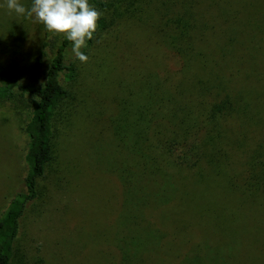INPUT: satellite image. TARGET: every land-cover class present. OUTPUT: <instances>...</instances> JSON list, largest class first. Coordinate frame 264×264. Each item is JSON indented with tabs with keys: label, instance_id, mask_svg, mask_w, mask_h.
Listing matches in <instances>:
<instances>
[{
	"label": "rangeland",
	"instance_id": "rangeland-1",
	"mask_svg": "<svg viewBox=\"0 0 264 264\" xmlns=\"http://www.w3.org/2000/svg\"><path fill=\"white\" fill-rule=\"evenodd\" d=\"M89 2L105 27L86 63L65 51L75 76L59 77L52 160L11 264H264V0ZM45 30L0 6V69L42 86ZM30 117L0 100V219L24 187Z\"/></svg>",
	"mask_w": 264,
	"mask_h": 264
},
{
	"label": "trees",
	"instance_id": "trees-1",
	"mask_svg": "<svg viewBox=\"0 0 264 264\" xmlns=\"http://www.w3.org/2000/svg\"><path fill=\"white\" fill-rule=\"evenodd\" d=\"M98 26L104 28L105 24L99 19ZM52 41L50 33L45 30V41L42 44L41 52L36 58V65L38 67L43 65V59L48 51L54 50V55L45 73L42 86L20 84L16 81L15 74L12 71L0 69V100L19 99L28 102L31 107V117L25 126V133L29 138L25 155L28 171L24 178L23 189L10 199L0 219V264H11L14 240L19 233L21 218L27 206L37 199V180L44 176L46 167L52 160V123L60 104L68 96L67 91L60 84L59 77L63 75L65 80L71 81L75 76L73 64L67 63L65 60V51L71 45V42L62 38L61 43L55 46ZM31 96L33 98H30ZM220 107L216 106L213 113L219 114L226 110V106H223L222 110ZM156 121L157 119L154 122ZM209 122L206 119V124ZM151 123H144L148 127L151 125L149 134L161 136L160 132H155V127L160 128L161 124L155 126V123ZM171 127L175 128V123L171 124ZM183 133H185L184 129ZM161 137L163 138V136ZM170 138H167L168 141ZM189 146L187 144V147ZM196 149L192 147V150ZM187 154L188 152L185 151L181 163L193 166L192 160L195 155L188 157ZM133 245L136 248L141 247V244L137 242Z\"/></svg>",
	"mask_w": 264,
	"mask_h": 264
},
{
	"label": "clouds",
	"instance_id": "clouds-1",
	"mask_svg": "<svg viewBox=\"0 0 264 264\" xmlns=\"http://www.w3.org/2000/svg\"><path fill=\"white\" fill-rule=\"evenodd\" d=\"M0 6L17 16L34 19L51 34L63 35L72 44L74 58L81 63L88 61L82 49L93 39L102 16L89 0H31L28 7L20 0H4Z\"/></svg>",
	"mask_w": 264,
	"mask_h": 264
}]
</instances>
